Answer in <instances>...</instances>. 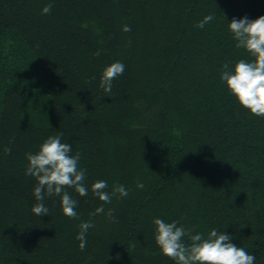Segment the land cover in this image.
Returning <instances> with one entry per match:
<instances>
[{"label": "trees", "instance_id": "trees-1", "mask_svg": "<svg viewBox=\"0 0 264 264\" xmlns=\"http://www.w3.org/2000/svg\"><path fill=\"white\" fill-rule=\"evenodd\" d=\"M48 2L0 0V264H176L155 241L156 216L226 230L264 264V117L220 79L223 64L253 59L228 21L264 15V0H53L43 14ZM118 59L126 71L106 92L102 70ZM57 133L87 169L88 195L69 189L74 218L55 195L49 215L32 211L26 154ZM97 179L129 195L101 201ZM84 220L94 227L80 249Z\"/></svg>", "mask_w": 264, "mask_h": 264}, {"label": "clouds", "instance_id": "clouds-1", "mask_svg": "<svg viewBox=\"0 0 264 264\" xmlns=\"http://www.w3.org/2000/svg\"><path fill=\"white\" fill-rule=\"evenodd\" d=\"M53 8V0H49L42 8L43 14H49ZM215 19V13L205 15L198 26L203 28ZM233 38L238 48L247 50L253 59L240 58L234 65L225 63L220 79L227 86L229 93L239 105L252 114L264 117V15L251 19L247 15L233 17L228 21ZM124 32L132 30L131 25L125 23ZM126 64L122 60H115L102 70L100 87L111 92L113 82L126 71ZM11 151V149H7ZM28 166L26 175L36 178L33 193L37 203L32 211L38 216L49 215L50 208L45 203L48 196H59L64 215L77 217L79 201L74 198L73 189L80 196H87V169L80 164L81 154L74 152L72 144L63 139V133L48 136L36 152L26 154ZM143 188L142 182L137 183ZM93 194L99 200L110 203L117 193L121 197L129 195V189L124 184L108 190L107 179H97L91 184ZM101 204L92 213L93 216L104 213ZM114 210L107 215L113 221L116 217ZM155 225L154 237L164 255L170 257L176 264H256V255L247 248L234 242L231 233L213 227L207 234L194 231L179 220H166L161 216L153 219ZM77 234L80 249L88 245L87 234L94 227L92 220L81 221ZM188 237V239H186ZM190 240V242H189Z\"/></svg>", "mask_w": 264, "mask_h": 264}, {"label": "rangeland", "instance_id": "rangeland-1", "mask_svg": "<svg viewBox=\"0 0 264 264\" xmlns=\"http://www.w3.org/2000/svg\"><path fill=\"white\" fill-rule=\"evenodd\" d=\"M14 43L9 42V46H12ZM10 49V48H9ZM8 60L11 61L13 64L18 63L19 59L15 56V52H12L11 49L7 52Z\"/></svg>", "mask_w": 264, "mask_h": 264}]
</instances>
